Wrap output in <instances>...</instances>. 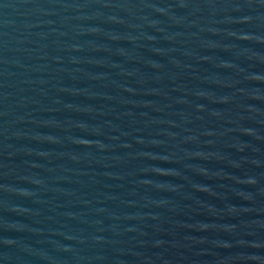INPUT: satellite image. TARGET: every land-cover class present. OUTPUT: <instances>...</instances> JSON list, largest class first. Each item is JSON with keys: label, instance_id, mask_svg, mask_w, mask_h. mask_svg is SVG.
<instances>
[{"label": "water", "instance_id": "obj_1", "mask_svg": "<svg viewBox=\"0 0 264 264\" xmlns=\"http://www.w3.org/2000/svg\"><path fill=\"white\" fill-rule=\"evenodd\" d=\"M0 264H264V0H0Z\"/></svg>", "mask_w": 264, "mask_h": 264}]
</instances>
